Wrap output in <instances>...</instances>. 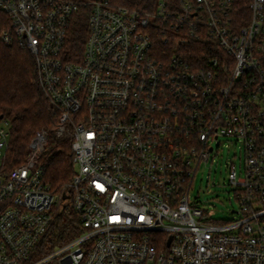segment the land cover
<instances>
[{
	"label": "built area",
	"instance_id": "built-area-1",
	"mask_svg": "<svg viewBox=\"0 0 264 264\" xmlns=\"http://www.w3.org/2000/svg\"><path fill=\"white\" fill-rule=\"evenodd\" d=\"M0 8L11 18L1 39L34 57L74 169L54 191L46 130L12 168L11 124L0 120V264H264V0L251 1L245 25L235 0H180L178 10L161 0L154 12L111 0ZM81 10L85 49L70 58ZM223 138L245 157L242 176L229 169L240 209L228 222L191 202L196 174ZM65 210L79 216L80 235L40 257Z\"/></svg>",
	"mask_w": 264,
	"mask_h": 264
},
{
	"label": "trees",
	"instance_id": "trees-1",
	"mask_svg": "<svg viewBox=\"0 0 264 264\" xmlns=\"http://www.w3.org/2000/svg\"><path fill=\"white\" fill-rule=\"evenodd\" d=\"M111 1L131 10L154 12L161 0ZM165 1L169 2V10L179 9L180 0ZM251 1L235 0L234 15L242 25L249 21ZM87 14V11L81 10L71 24L66 46L70 58L83 55L87 38ZM10 29L11 18L0 8V120L5 119L11 124L9 162L12 168L21 166L25 162L32 138L38 131L46 130L50 138L45 153V160L48 162L46 180L54 191H58L73 178L71 142L56 135L60 112L48 100L39 84L37 66L32 54L16 43L7 45L1 39L2 33ZM188 49L199 55L204 47L192 44ZM80 233V218L73 210L56 214L38 250L39 256L69 243Z\"/></svg>",
	"mask_w": 264,
	"mask_h": 264
},
{
	"label": "rangeland",
	"instance_id": "rangeland-1",
	"mask_svg": "<svg viewBox=\"0 0 264 264\" xmlns=\"http://www.w3.org/2000/svg\"><path fill=\"white\" fill-rule=\"evenodd\" d=\"M240 145L232 139H221L214 144L216 149L210 161L196 174L191 202L205 209L215 220L228 222L239 218L236 214L240 209L236 187L230 184L228 175L232 166L239 176L243 174L245 157ZM47 264L59 263L49 261Z\"/></svg>",
	"mask_w": 264,
	"mask_h": 264
},
{
	"label": "water",
	"instance_id": "water-1",
	"mask_svg": "<svg viewBox=\"0 0 264 264\" xmlns=\"http://www.w3.org/2000/svg\"><path fill=\"white\" fill-rule=\"evenodd\" d=\"M170 243H171V239L169 240V243H168V245H170Z\"/></svg>",
	"mask_w": 264,
	"mask_h": 264
}]
</instances>
